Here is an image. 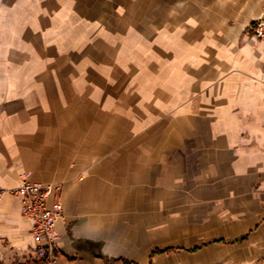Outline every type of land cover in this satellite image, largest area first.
<instances>
[{
    "label": "crops",
    "instance_id": "crops-1",
    "mask_svg": "<svg viewBox=\"0 0 264 264\" xmlns=\"http://www.w3.org/2000/svg\"><path fill=\"white\" fill-rule=\"evenodd\" d=\"M7 3L53 32L0 38V264H48L25 182L54 264H264V0Z\"/></svg>",
    "mask_w": 264,
    "mask_h": 264
},
{
    "label": "built area",
    "instance_id": "built-area-1",
    "mask_svg": "<svg viewBox=\"0 0 264 264\" xmlns=\"http://www.w3.org/2000/svg\"><path fill=\"white\" fill-rule=\"evenodd\" d=\"M248 32L264 43V14L249 23ZM9 193L21 199L23 216L31 223L34 235V252L37 257L48 264L57 260L60 234L57 229L61 218L62 206L50 204L54 190L51 186L25 182ZM6 191H0V199Z\"/></svg>",
    "mask_w": 264,
    "mask_h": 264
},
{
    "label": "rangeland",
    "instance_id": "rangeland-1",
    "mask_svg": "<svg viewBox=\"0 0 264 264\" xmlns=\"http://www.w3.org/2000/svg\"><path fill=\"white\" fill-rule=\"evenodd\" d=\"M6 7H10L9 3H7V0H0V10L2 8L5 9ZM11 13H9L7 19V17L2 18L3 12L0 11V38H4L5 36H8V38H51V33L53 31H51L50 26L41 28L37 26L35 22L33 24L27 21L19 22L20 16L15 19L14 16L18 15H13ZM5 21L11 24L10 27L3 25ZM10 35H12V37Z\"/></svg>",
    "mask_w": 264,
    "mask_h": 264
},
{
    "label": "trees",
    "instance_id": "trees-1",
    "mask_svg": "<svg viewBox=\"0 0 264 264\" xmlns=\"http://www.w3.org/2000/svg\"><path fill=\"white\" fill-rule=\"evenodd\" d=\"M158 253V252H157Z\"/></svg>",
    "mask_w": 264,
    "mask_h": 264
}]
</instances>
